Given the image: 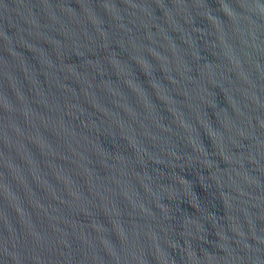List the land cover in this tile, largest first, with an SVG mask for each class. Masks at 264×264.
<instances>
[{"label": "water", "instance_id": "water-1", "mask_svg": "<svg viewBox=\"0 0 264 264\" xmlns=\"http://www.w3.org/2000/svg\"><path fill=\"white\" fill-rule=\"evenodd\" d=\"M0 264H264V0H0Z\"/></svg>", "mask_w": 264, "mask_h": 264}]
</instances>
